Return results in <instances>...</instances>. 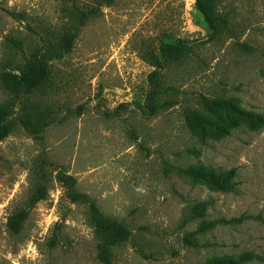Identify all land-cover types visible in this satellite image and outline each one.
Returning <instances> with one entry per match:
<instances>
[{"label": "rangeland", "instance_id": "1", "mask_svg": "<svg viewBox=\"0 0 264 264\" xmlns=\"http://www.w3.org/2000/svg\"><path fill=\"white\" fill-rule=\"evenodd\" d=\"M209 1L0 0V264H264V0Z\"/></svg>", "mask_w": 264, "mask_h": 264}, {"label": "trees", "instance_id": "2", "mask_svg": "<svg viewBox=\"0 0 264 264\" xmlns=\"http://www.w3.org/2000/svg\"><path fill=\"white\" fill-rule=\"evenodd\" d=\"M197 8L203 14L205 20L212 28H214L215 25H217V23H225V21L222 20L221 17H217L214 14L213 6L209 0H197ZM87 18H88V14L81 12L82 24L83 21L86 20ZM73 41H74V37H68V36L65 37L64 45L67 51H71ZM181 49L182 46L179 44L176 45L163 44L161 46V55L163 60L165 62H168L169 60L172 61L178 60L181 54ZM156 62L160 67L159 62L158 61ZM158 73L159 70H155L150 74L149 77L150 91L152 89L156 90L160 87ZM47 80H48V72L43 66H40L39 69L36 71L34 78L31 80L30 87L41 89L43 86H45ZM8 121L10 122L8 123ZM15 124H20L27 131L34 134H40L45 129L44 126L40 124H34L32 120H17L16 118H13V116H11L6 109L0 108V140L6 138L10 134ZM63 182L69 187V189H74L77 184L76 179L72 176H66L65 178H63ZM72 199L77 202L79 201L83 203H90V199L86 194H80L75 192L74 195L72 196ZM90 219L96 232L99 235L106 237V244H105L106 251H108L110 248L120 245L127 239L128 232L124 227V225L115 219H111L105 216L101 212V210L94 204H91ZM104 254L106 255V253Z\"/></svg>", "mask_w": 264, "mask_h": 264}]
</instances>
